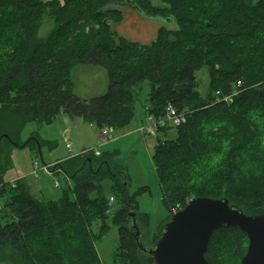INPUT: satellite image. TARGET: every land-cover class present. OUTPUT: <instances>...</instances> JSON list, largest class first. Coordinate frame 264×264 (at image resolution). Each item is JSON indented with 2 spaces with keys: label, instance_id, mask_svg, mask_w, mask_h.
I'll return each mask as SVG.
<instances>
[{
  "label": "trees",
  "instance_id": "obj_1",
  "mask_svg": "<svg viewBox=\"0 0 264 264\" xmlns=\"http://www.w3.org/2000/svg\"><path fill=\"white\" fill-rule=\"evenodd\" d=\"M128 5L173 27H161L149 44L130 41L113 31ZM46 17L55 28L38 39ZM78 64L107 69L105 95L91 101L75 95ZM203 69L210 78L205 97L197 79ZM146 82V117L159 120L170 105L186 113L183 125L160 128L157 136L152 159L167 218L152 246L174 212L194 198L227 199L246 215L264 214V0H0V144L16 142L14 134L28 123L52 125L60 114L99 130L124 129ZM238 84L233 102H217V92L229 94ZM115 156L107 152L98 163L87 156L72 170L66 164L76 158L59 164L73 184L48 201L24 180L7 183L0 163V262L101 264L96 243L110 231L111 196L102 185L109 178L121 202L113 217L121 240L115 262L153 264L130 226L133 212L149 231L151 217L140 212L139 198L150 188L131 193L127 175L121 182L122 173L112 169ZM220 244L230 254L222 256ZM248 245L239 228H219L205 256L209 264H241Z\"/></svg>",
  "mask_w": 264,
  "mask_h": 264
},
{
  "label": "rangeland",
  "instance_id": "obj_2",
  "mask_svg": "<svg viewBox=\"0 0 264 264\" xmlns=\"http://www.w3.org/2000/svg\"><path fill=\"white\" fill-rule=\"evenodd\" d=\"M163 26L172 28L173 22L147 17L135 7L128 5L125 7V20L121 24L113 25V31L130 41L149 44L156 38L159 29ZM54 28L53 20L46 17L39 29L38 39H45ZM72 78L75 95L88 101L105 95L109 88L108 71L101 65L78 64L72 70ZM197 79L199 81L198 91L202 97H205L210 83L207 69L198 72ZM149 90V84L144 83L133 122L124 129L112 131L110 138L105 139L102 136V131L94 124L86 122L82 118H70L65 114H60L52 125L28 123L20 135L14 134L16 142L4 139L0 144V163L5 170L3 179L7 183L24 180L30 185L31 193L39 200H57L61 197L63 190L73 184L68 180L59 164H66L68 160L76 158L66 164V168L69 167L72 170L79 167L87 156L93 157L98 163L103 160L107 152H116L111 163L112 169L122 173L120 175L121 182L123 175H127L130 192L133 193L142 186L150 188V193L143 194L139 198L140 212L148 213L151 217L149 231L142 226L140 229L142 243L145 248L150 249L153 247V240L158 235L162 223L167 218V213L163 207L162 190L152 159L160 129L156 136L148 135L141 130L147 123L144 107ZM226 96L228 94L220 92L216 97ZM77 124L78 127L74 128V125ZM14 130L12 127L8 129L10 132ZM175 134V130H172L169 137L174 138ZM31 137H35L39 141L34 140L28 143ZM161 138L164 139V137ZM68 144L71 145L70 148L67 147ZM84 148L91 152L84 154ZM95 151H100L103 156H96ZM35 162H39L42 166L52 164V169L56 172L53 175L40 173L37 177L33 176ZM56 181L60 183L59 188L55 187ZM113 183L109 178L102 182L106 196H114L116 200L111 207L110 231L96 243V251L101 264H117L115 262L116 253L121 243L120 225L113 223V217L121 208V202L113 191ZM100 225V222L97 223L93 229L97 232ZM227 249L225 245L220 244L219 251L222 256L224 253L230 254ZM13 255H15L13 252H7V256ZM8 263L0 262V264Z\"/></svg>",
  "mask_w": 264,
  "mask_h": 264
},
{
  "label": "water",
  "instance_id": "obj_3",
  "mask_svg": "<svg viewBox=\"0 0 264 264\" xmlns=\"http://www.w3.org/2000/svg\"><path fill=\"white\" fill-rule=\"evenodd\" d=\"M131 230L139 249L153 257V264H209L206 252L219 228L236 227L249 239L241 264H264V214L246 215L227 199L194 198L171 216L161 229V238L145 248L135 213H130Z\"/></svg>",
  "mask_w": 264,
  "mask_h": 264
},
{
  "label": "built area",
  "instance_id": "obj_4",
  "mask_svg": "<svg viewBox=\"0 0 264 264\" xmlns=\"http://www.w3.org/2000/svg\"><path fill=\"white\" fill-rule=\"evenodd\" d=\"M240 84L236 85L234 87V90L228 94L226 97H218L217 100L218 102H226V103H231L233 102L234 98L239 94V88ZM220 92H218L217 95H219ZM230 101V102H229ZM186 122V113L185 112H178L176 108L173 106H168L166 109V114L163 118L156 120L152 117H147V123L141 128L142 131H144L146 134L151 135V136H156L158 133V130L160 128L164 127H172V128H177L183 125ZM102 131V136L106 139L107 137H111L112 129L105 128ZM68 148L71 147L70 144L67 145ZM91 150H85L83 153L84 154H89ZM96 156H100L101 152L100 151H95L94 152ZM52 165H40L39 162L34 163V169L32 172L33 176H38L40 173H46L48 175H53L56 171L52 169ZM13 187L15 186L14 182L10 183ZM4 186L3 182H0V188ZM55 187L59 188L60 183L55 182ZM115 202L114 197H111L109 200V205L112 206L113 203ZM1 209V207H0Z\"/></svg>",
  "mask_w": 264,
  "mask_h": 264
},
{
  "label": "crops",
  "instance_id": "obj_5",
  "mask_svg": "<svg viewBox=\"0 0 264 264\" xmlns=\"http://www.w3.org/2000/svg\"><path fill=\"white\" fill-rule=\"evenodd\" d=\"M77 127H78V124H77V125H74V128H77ZM84 150H86V148H84L83 151H84ZM83 151H82V152H83ZM55 163H56V162H55ZM50 165H52V164H50ZM61 172H62V171H61ZM59 173H60V172H59ZM28 185H29V184H28ZM29 186H30V185H29ZM30 188H31V187H30Z\"/></svg>",
  "mask_w": 264,
  "mask_h": 264
},
{
  "label": "bare ground",
  "instance_id": "obj_6",
  "mask_svg": "<svg viewBox=\"0 0 264 264\" xmlns=\"http://www.w3.org/2000/svg\"><path fill=\"white\" fill-rule=\"evenodd\" d=\"M55 166H56V165H55ZM55 166H54V167H55Z\"/></svg>",
  "mask_w": 264,
  "mask_h": 264
}]
</instances>
